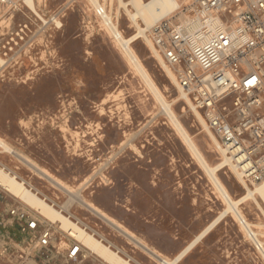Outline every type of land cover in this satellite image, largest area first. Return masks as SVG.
Instances as JSON below:
<instances>
[{"label": "rangeland", "instance_id": "rangeland-1", "mask_svg": "<svg viewBox=\"0 0 264 264\" xmlns=\"http://www.w3.org/2000/svg\"><path fill=\"white\" fill-rule=\"evenodd\" d=\"M67 1L48 0L46 10L54 12ZM117 3L105 0L112 19L116 18ZM85 5L84 0H79L68 13L63 30L55 35L60 67L36 70L33 74L25 71L23 80L0 81V137L73 192L80 190L85 200L126 228L151 251L172 259L167 253L171 249V240L166 236L168 224L164 216L157 217L151 212L152 205L155 207L151 193L162 189L164 201L166 185L169 190L173 185L178 199L188 197L185 205L190 212L189 224L195 217H204L211 224L226 205L111 35L100 31L94 18L90 32L84 33ZM120 12L118 25L128 38L135 29L126 13ZM133 47L167 100L176 98L178 90L145 41L140 39ZM175 112L207 162L211 166L220 163L222 156L216 145L184 101L175 107ZM0 162L24 179L29 184L26 186L39 193L40 198L83 229L87 228L89 234L93 232L96 239L123 259L131 260L132 264H159L132 239L86 209L75 193L54 188L12 155L0 154ZM219 177L235 200L245 193L228 168L219 172ZM0 193V239L24 240L15 228L5 227L3 221L12 208L30 209L1 188ZM240 209L248 222L264 225L263 213L251 200L242 203ZM240 223L230 214L216 229L224 225L237 242L236 264H259L246 243L245 228ZM254 229L264 242V228ZM60 240L63 247L72 241L59 231ZM86 252L85 255L89 254ZM50 264L102 263L88 255L83 262L68 263L59 258ZM181 264H198V257L195 255ZM202 264H209L207 256Z\"/></svg>", "mask_w": 264, "mask_h": 264}, {"label": "built area", "instance_id": "built-area-1", "mask_svg": "<svg viewBox=\"0 0 264 264\" xmlns=\"http://www.w3.org/2000/svg\"><path fill=\"white\" fill-rule=\"evenodd\" d=\"M47 1L0 0V81L60 67L55 35L79 0H68L54 12L46 10ZM84 1V33L90 32L94 18L98 29L110 35L105 0ZM146 35L178 88L204 117L220 154L251 187L263 182L264 0H189ZM6 216L4 226L25 239H0V264H50L59 258L78 263L87 258V250L72 238L61 246L58 232L67 233L37 211L12 208ZM245 232L255 259L264 264L262 237L253 228ZM156 261L169 264L167 259Z\"/></svg>", "mask_w": 264, "mask_h": 264}, {"label": "bare ground", "instance_id": "bare-ground-1", "mask_svg": "<svg viewBox=\"0 0 264 264\" xmlns=\"http://www.w3.org/2000/svg\"><path fill=\"white\" fill-rule=\"evenodd\" d=\"M107 1V0H106ZM113 1L114 0H110ZM118 3L117 13H116V22L112 19L113 15L109 13L107 20L108 28L110 30V35L114 39L116 46L119 48L120 52L126 59L127 63L135 70L137 74L142 78L145 85L153 94L155 100L160 105L163 114H165L172 125L174 126L178 136L181 138L183 144L189 150V152L197 159L200 165L205 170L206 174L214 184V187L219 194V197L224 201L226 208L221 212L219 217L209 224L204 231L194 239L182 252L174 256L172 259L162 258V256L154 251H151L147 245L136 240V238L131 236L126 228L117 224L110 216L103 213L101 210L96 208L92 203L85 200L80 192H73L71 189L67 188L60 179L47 172L41 166L37 165L29 157L25 156L22 153L17 152L13 149L6 141L0 137V154H8L14 156L24 165H27L31 171L37 173L42 177L46 182L50 183L54 188L64 190L70 194L75 193L76 199L89 211L94 213L99 219L103 220L105 223L112 225L119 233L132 239L135 244L141 247L144 251H147L148 254L155 260L167 259L169 264H177L190 253V251L208 234L210 233L225 217L230 214H233L243 225V227L248 230L254 227L264 228V225H255L247 221L240 205L248 200H251L263 213L264 215V181L250 186L245 183L240 176L238 175L236 169L231 165L229 159L222 156L221 162L215 166H211L200 148L194 141L192 135L189 133L187 128L181 122L179 116L175 112V107L180 105L183 101L186 103L188 108L193 111L195 118L202 126L203 131L208 134L211 141L216 145L218 149V141L215 136L209 131L204 117L194 109L191 101L183 95L181 90L178 88L177 82L173 73L168 67L165 66L162 59L154 53V49L150 41L147 39V31L153 27L159 21L169 17L174 12L181 9L184 5L188 4L189 0H116ZM124 11L131 23V27L135 29V33L126 38L121 32L118 21L120 18V11ZM144 25H142V24ZM143 39L148 48L153 52V55L156 57V61L160 63L165 72L167 78L170 80L171 84L175 89L178 90L179 95L174 98L172 101H168L164 92L154 81L151 73L143 63L138 52L134 49L133 44ZM152 55V56H153ZM155 65V64H154ZM161 68V67H160ZM169 91V89H165ZM182 112H185V108H182ZM218 153V154H219ZM228 168L238 179V183L244 188L245 193L237 200L232 198L228 188L223 183L219 177V172ZM28 183L24 179L20 178L17 173L11 171L6 165L0 162V188L8 193L10 196L20 201L24 206L37 211L43 218L47 219L50 222L60 224V228L68 234V237L80 242L83 247L91 256H95L102 264H130L126 259H123L118 252L112 250L109 246H106L102 241L96 239L93 235L85 231L82 226L74 223L67 216L63 215L60 211L55 209L54 206L48 204L44 199L40 198L36 193L29 189ZM32 187V186H31ZM69 187V186H68ZM75 191V190H74ZM39 192V191H38ZM65 209V208H64ZM67 212L68 209H67ZM142 241V240H141ZM181 264V263H180Z\"/></svg>", "mask_w": 264, "mask_h": 264}, {"label": "crops", "instance_id": "crops-1", "mask_svg": "<svg viewBox=\"0 0 264 264\" xmlns=\"http://www.w3.org/2000/svg\"><path fill=\"white\" fill-rule=\"evenodd\" d=\"M171 182H174L173 178ZM171 187L173 189V185ZM168 188L169 185H166L164 201L161 200L162 189H156L155 194L151 193V201L155 198V207L152 205L151 212L155 213L157 217L164 216L167 221L166 236L171 240V249L167 253L174 257L193 242L208 224L204 217L201 219L195 217L192 223L189 224L190 212L187 211L188 208L185 205L189 202V198L181 197V199H178L179 197L174 195L173 190ZM4 239L12 238L6 237ZM237 247V242L232 239L230 233L222 225L220 229L215 227L208 233L183 260L189 261L196 255L198 264L204 263L205 256L208 257L209 264H236Z\"/></svg>", "mask_w": 264, "mask_h": 264}]
</instances>
